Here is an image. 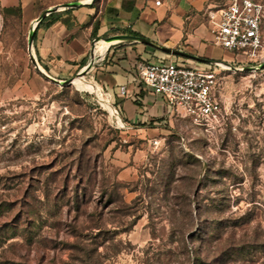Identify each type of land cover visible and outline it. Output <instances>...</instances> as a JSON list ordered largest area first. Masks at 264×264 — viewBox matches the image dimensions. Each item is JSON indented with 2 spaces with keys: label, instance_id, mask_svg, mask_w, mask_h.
<instances>
[{
  "label": "rangeland",
  "instance_id": "obj_1",
  "mask_svg": "<svg viewBox=\"0 0 264 264\" xmlns=\"http://www.w3.org/2000/svg\"><path fill=\"white\" fill-rule=\"evenodd\" d=\"M79 1L0 0V264H264V46L258 61L217 48V129L131 127L98 56L58 78L91 88L31 60L28 16Z\"/></svg>",
  "mask_w": 264,
  "mask_h": 264
},
{
  "label": "crops",
  "instance_id": "obj_2",
  "mask_svg": "<svg viewBox=\"0 0 264 264\" xmlns=\"http://www.w3.org/2000/svg\"><path fill=\"white\" fill-rule=\"evenodd\" d=\"M88 1L51 13L55 19L50 23L41 24L43 19L36 29L34 52L45 70L57 79L84 68L98 56L94 78L109 96L113 109L119 114L114 103L131 127L160 126L178 115L163 96L144 83L142 64L172 60L197 69H209L215 62L225 66L227 59L221 58L217 49L221 47L214 43L209 14H218L228 0H160V4L156 0H132L130 9L123 7L129 0ZM45 10L29 13L28 17L35 19ZM130 32L151 43L116 40L104 55L98 51L97 45L105 39ZM163 48L181 50L199 59Z\"/></svg>",
  "mask_w": 264,
  "mask_h": 264
},
{
  "label": "built area",
  "instance_id": "obj_3",
  "mask_svg": "<svg viewBox=\"0 0 264 264\" xmlns=\"http://www.w3.org/2000/svg\"><path fill=\"white\" fill-rule=\"evenodd\" d=\"M160 4V0H156ZM214 43L232 54L251 61L261 59L264 46V3L258 0H228L218 14H209ZM215 62L209 69H197L172 60L148 62L140 66L144 83L163 96L171 108L206 132L220 126L221 101L216 96L228 67Z\"/></svg>",
  "mask_w": 264,
  "mask_h": 264
},
{
  "label": "water",
  "instance_id": "obj_4",
  "mask_svg": "<svg viewBox=\"0 0 264 264\" xmlns=\"http://www.w3.org/2000/svg\"><path fill=\"white\" fill-rule=\"evenodd\" d=\"M94 1L95 0H89L88 3L91 4ZM79 4H80L79 2H69V3L62 4L60 6L57 5V6L50 7L48 9H46L34 21L35 24L33 23V26H32L31 32H30V36H29V53H30L32 62L34 63V65L37 68L40 69V71L48 79H50L52 82H54L56 84H59V85H62V86L69 85L70 83H72L73 78H69L67 80H60V79H57V78L53 77L44 68L43 69L41 68L40 63H39L35 53L33 52L35 33H36V29H37L38 24L43 19H45L49 14H51V13H53V12L59 10V9H62V8L76 7ZM111 39L138 41V42H142V43H146V44H150L151 43L150 40H148L146 38H143V37H140V36H137V35H133V34H118V35H115L113 37L108 38L107 40H111ZM163 50H165L167 52H170V53H173V54H180V55L187 56V57H190V58L199 59L197 56L191 55V54H189L187 52H184V51H181V50H177V49L174 50V49H169V48H163ZM93 62H94V59L92 58L90 60V62L79 72V74H83V73L87 72L88 69L91 68ZM260 67L264 68V63ZM260 67H253V69H259Z\"/></svg>",
  "mask_w": 264,
  "mask_h": 264
},
{
  "label": "bare ground",
  "instance_id": "obj_5",
  "mask_svg": "<svg viewBox=\"0 0 264 264\" xmlns=\"http://www.w3.org/2000/svg\"><path fill=\"white\" fill-rule=\"evenodd\" d=\"M34 24H35V22H34ZM116 40H118V39H111V40H107V39H105V41H103V42H101V43H99V44L97 45L98 51H99L102 55H104V53H105L106 49L109 47V45H110L112 42L116 41ZM41 68H42V67H41ZM42 69H43V68H42ZM72 83H74L75 85H77V86L80 87V88H91L90 83L85 79L84 76H78V77H75V78L73 79ZM100 99H101V101L105 102V100H104V98H103L102 96H100Z\"/></svg>",
  "mask_w": 264,
  "mask_h": 264
},
{
  "label": "trees",
  "instance_id": "obj_6",
  "mask_svg": "<svg viewBox=\"0 0 264 264\" xmlns=\"http://www.w3.org/2000/svg\"><path fill=\"white\" fill-rule=\"evenodd\" d=\"M133 6V1L132 0H129L127 3H124V5H123V7L124 8H127V9H130L131 7ZM6 10H9L10 8H5ZM54 19H55V16H54V14H50L49 16H47L42 22H41V24L42 23H44V22H52V21H54ZM131 34H133V35H138L137 33H135V32H130ZM75 197H76V199H77V195L76 196H74V199H75ZM11 205V204H10ZM21 213H24V212H21Z\"/></svg>",
  "mask_w": 264,
  "mask_h": 264
}]
</instances>
